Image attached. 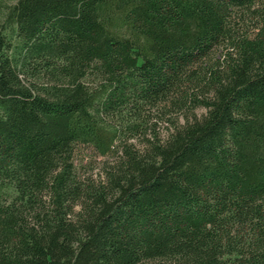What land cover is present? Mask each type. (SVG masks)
I'll use <instances>...</instances> for the list:
<instances>
[{
	"label": "trees",
	"instance_id": "1",
	"mask_svg": "<svg viewBox=\"0 0 264 264\" xmlns=\"http://www.w3.org/2000/svg\"><path fill=\"white\" fill-rule=\"evenodd\" d=\"M0 17V264H264V0ZM78 145L113 157L98 181Z\"/></svg>",
	"mask_w": 264,
	"mask_h": 264
},
{
	"label": "rangeland",
	"instance_id": "2",
	"mask_svg": "<svg viewBox=\"0 0 264 264\" xmlns=\"http://www.w3.org/2000/svg\"><path fill=\"white\" fill-rule=\"evenodd\" d=\"M233 16V20H235V22H237L241 28H246L247 26H250L252 22H254L252 16L244 10L236 11ZM221 50V48H218L214 51L213 57L215 59L221 54ZM196 113L200 115L204 113V110L197 109ZM166 126V122H158L157 131L161 137H164L166 134ZM112 160V156H99L90 146L78 145L74 148L73 164L81 178H92L98 181L102 167L107 162H111Z\"/></svg>",
	"mask_w": 264,
	"mask_h": 264
}]
</instances>
